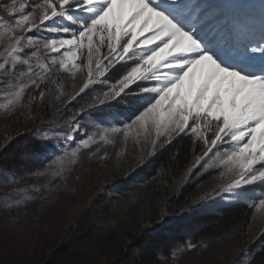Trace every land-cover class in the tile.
Masks as SVG:
<instances>
[{
	"label": "snow or ice",
	"instance_id": "1",
	"mask_svg": "<svg viewBox=\"0 0 264 264\" xmlns=\"http://www.w3.org/2000/svg\"><path fill=\"white\" fill-rule=\"evenodd\" d=\"M17 4L18 0H9L3 5L14 22L0 17L8 37L0 71L8 65L11 77L24 80L2 107H14L29 86L42 87L50 74L49 64L41 62L44 52L50 54L51 65L65 72L82 69L77 61H86L87 79L69 103L95 87L89 100L70 115L64 135L68 152L45 157L28 172L9 175L2 183L49 175L57 160L69 155V162H75L79 151L96 144L97 137L107 141L109 135L123 132L127 139L135 128L147 139L154 129L153 150L162 136L171 142L191 133L202 141L194 167L210 153L222 152L216 167L229 179L216 195L247 201L257 212L264 210V0L259 38L250 34L243 40L228 28L220 36L206 33L203 7L192 0H34L27 11L25 3ZM45 30L56 35H38ZM33 59L38 69L30 63ZM18 65L24 66L23 72H17ZM5 86L0 79V87ZM122 101L137 106L131 117L121 110ZM27 191L32 193L28 200L41 195L39 187ZM23 203L15 200L16 205ZM250 255L248 250L241 253Z\"/></svg>",
	"mask_w": 264,
	"mask_h": 264
},
{
	"label": "rangeland",
	"instance_id": "2",
	"mask_svg": "<svg viewBox=\"0 0 264 264\" xmlns=\"http://www.w3.org/2000/svg\"><path fill=\"white\" fill-rule=\"evenodd\" d=\"M6 2L9 0H0V17L3 22H14L3 7ZM20 2L27 5L25 11L34 7V0H18L17 6ZM38 35L56 34L45 30ZM7 43V34L0 26V63L6 56L3 48ZM105 52L102 49V55ZM41 62L49 64L50 73L42 87L29 86L23 98L7 110L2 105L12 98L24 77H11L8 65L0 71V79L6 84L0 87V264H46L50 260L57 264H250L257 245L264 242L261 235L264 210L253 209L251 223L241 225L234 233L203 236L194 229L201 216L248 202L222 199L223 193L216 195L229 179L220 175L224 169L216 167L222 152L215 156L210 153L200 167H194L196 159L169 182L142 173V168L174 139L166 142L167 137H160L153 150L154 129L147 139L135 128L127 139L123 132L109 135L107 141H99L97 137L96 144L79 151L75 162H69L72 159L69 155L57 160L49 175L2 183L9 175L28 172L45 157L68 152L69 143L64 141V135L69 130L70 115L89 100L91 87H95L90 86L69 103L87 79L86 61L83 58L77 61L82 69L76 72H65L51 65L50 54L46 52ZM30 63L38 69L35 59ZM23 70L24 66L18 65L17 72ZM68 80L72 82L70 87ZM121 103L125 117H131L135 109L124 101ZM39 120L48 127L35 125ZM57 172L59 176L55 175ZM149 183L152 187L145 190ZM33 187H39L41 195L28 200L32 193L27 190ZM139 187L141 190L131 204L122 201L123 192ZM21 189L26 191H18ZM159 191L164 195L159 196ZM256 191L258 194L259 189ZM16 199H23L24 203L16 205ZM5 203L12 207L6 209ZM141 208H146L147 218L141 225L138 221L132 223ZM179 221L182 227L178 238L158 235L164 228L180 225ZM148 235L154 236L153 245L143 248L142 240ZM189 243L195 248L189 249ZM245 250L251 255L242 257Z\"/></svg>",
	"mask_w": 264,
	"mask_h": 264
},
{
	"label": "trees",
	"instance_id": "3",
	"mask_svg": "<svg viewBox=\"0 0 264 264\" xmlns=\"http://www.w3.org/2000/svg\"><path fill=\"white\" fill-rule=\"evenodd\" d=\"M67 84L70 87L72 82L68 80ZM129 106L133 109H136L137 107L136 105ZM48 114L49 111L47 110L46 115L48 116ZM42 122L43 120H39L35 123V125H45L48 127L46 123L42 124ZM208 136L211 137V134ZM202 147V142L196 139L192 134L178 135L174 137L168 146L161 150L158 155L151 160L149 165L143 167L141 172L145 173L148 177L159 176L163 179V182H169L173 175L185 172V170L195 162L197 157L201 154ZM150 187H152L151 183L145 187V190L150 189ZM139 190H141L140 187L134 188L131 191L123 192L121 198L122 201L127 204H131L134 197L139 193ZM163 195L164 193L159 191V196ZM145 209L141 208L137 210L136 217L132 218V223L138 221L141 225L143 219L148 216ZM253 211V209L241 203L221 207L216 213L201 216L196 222L194 229L200 231L203 236L216 237L225 232L234 233L240 229L239 227L241 225L246 227L251 223ZM149 217L155 219L154 215L149 214ZM180 222L181 221H179L180 225L164 228L158 235L163 238H178L179 234H181L180 231L182 227ZM153 239V235L146 236L142 240L143 248H149L153 245ZM257 246L259 247H256L250 264H264V250H262V244ZM143 253H145V251H143ZM46 264H57V262L50 260Z\"/></svg>",
	"mask_w": 264,
	"mask_h": 264
},
{
	"label": "bare ground",
	"instance_id": "4",
	"mask_svg": "<svg viewBox=\"0 0 264 264\" xmlns=\"http://www.w3.org/2000/svg\"><path fill=\"white\" fill-rule=\"evenodd\" d=\"M261 1L262 0H192V2L196 4H206L202 6L204 10L202 15V26L206 33L220 36L225 29L228 28L234 36L240 40L248 38L250 34L254 35L255 38H259ZM216 3H219L221 6L230 7L231 10L227 13L226 10L222 8L214 9ZM207 5L209 6L208 8ZM211 8L214 10H211L210 13L216 12L218 14L217 18L211 19L213 16L207 17V11ZM225 20L228 21L227 25L225 24ZM75 70L76 69L72 72H76Z\"/></svg>",
	"mask_w": 264,
	"mask_h": 264
}]
</instances>
